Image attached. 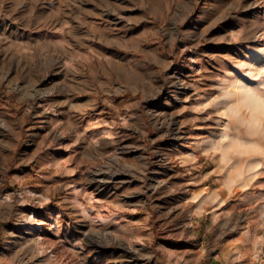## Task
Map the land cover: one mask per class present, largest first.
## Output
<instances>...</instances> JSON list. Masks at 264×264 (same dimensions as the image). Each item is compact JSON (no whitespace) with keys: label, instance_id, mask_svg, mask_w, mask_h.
<instances>
[{"label":"rangeland","instance_id":"obj_1","mask_svg":"<svg viewBox=\"0 0 264 264\" xmlns=\"http://www.w3.org/2000/svg\"><path fill=\"white\" fill-rule=\"evenodd\" d=\"M81 1L0 0V24H16L20 35L0 34V143L12 138L1 119L19 118L12 163L32 166L48 150L60 156L55 174L62 178L44 195L29 182L8 185L0 163V264H204L209 216L220 209L171 210L189 185L223 186L228 211L254 206L264 229V0H198L171 19L148 18L160 27L163 59L123 40L147 20L143 5L134 6L130 27L117 24L110 37L85 29L92 41L80 48L93 58L82 69L107 81L105 99L126 107L114 109L108 139L87 135L77 146L63 131L60 140L43 134L37 121L54 116L56 86L65 85V68L79 50L77 41L44 43L51 33L44 10L73 11ZM103 10L101 21H109ZM84 92L71 90L67 98L79 100ZM34 127L45 144L28 161ZM67 164L90 177L100 174L91 185L114 193L113 202L101 200L97 214L94 202L79 205V195L71 194L78 179L62 177ZM123 191L131 195L120 196Z\"/></svg>","mask_w":264,"mask_h":264},{"label":"crops","instance_id":"obj_2","mask_svg":"<svg viewBox=\"0 0 264 264\" xmlns=\"http://www.w3.org/2000/svg\"><path fill=\"white\" fill-rule=\"evenodd\" d=\"M197 1L108 0L101 3L100 0H91L92 3L86 5L90 7L88 8L82 0L79 7L76 6L73 11L52 5L45 9L44 14L51 28V33L44 43L47 45L59 43L61 47H67L70 41H77L79 50L73 57V62H70L65 68L63 74L65 85L59 84L56 86L57 90H55L52 101V106L56 111H54V116L49 118L45 114L40 115L37 121L38 124L43 123L41 129L44 133L40 131V128L30 129L32 131L30 134L32 142L27 147L28 161L36 159V156L40 153V148L42 149L45 144V135L41 134H46L45 131L57 140H60L61 134L59 132L63 131L70 135V143L75 144V142H78L77 146H79V140L87 135H98L100 140L108 139L107 136L114 134V126L116 125V117L112 115L114 109L125 110L126 105L124 102L114 105L104 98L105 92H107L106 89H109L106 80L99 76L92 79L81 67V64L93 58L90 53L83 52L85 51L84 48H80L81 44L85 45V43H91L92 41L89 34H87L88 32L85 34V29H88L91 34H95L97 37H110L113 28L117 24L130 27L135 20L131 16L132 13H135V10L133 11L134 6L143 5L146 10L141 11L146 12L147 20L139 27L138 31L125 34L123 40L129 44V47L133 46L135 52L147 53L153 57L163 59L167 53L162 49L160 27L149 22L148 18L154 17L158 21L171 19L175 13L191 11ZM105 8H107L109 21H101L100 18V14L105 12L103 10ZM200 20L203 21L204 17H201ZM10 25L11 27H7V24H0V34L10 33L13 39L18 40L20 35L16 24L11 23ZM56 29L58 31L55 32ZM77 34H79V37ZM95 49L99 53H107L106 47L100 43L96 44ZM131 56L128 59L130 61L134 59ZM145 58H148V56H145ZM108 62L117 64L110 60ZM78 89L79 93L85 91L84 95L79 94V100L67 98L71 90ZM1 120L10 124L4 129L6 131L11 130L12 133V138L3 140L0 143V163L5 164L4 170H8L10 175V184L8 183V185L29 182L28 186L31 184V187L42 188L45 195L53 180L60 181L62 179L61 176L55 174L59 169L56 166L61 164L58 161L60 156L52 157V153L47 150L39 158V161L32 166L26 165L27 163L21 165L18 159L12 163L20 144V120L12 116L3 117ZM55 157L57 159L53 165L54 167L52 171H49L48 167L52 165L51 162ZM64 172L65 176L62 177L78 179V183L75 184L71 194L72 197L77 198L79 195V205L89 201L94 202L95 208H92V214H97L99 208L96 207L101 200L108 203L113 202L114 193L110 195V193L105 192L104 188L91 185L96 180H102L100 174H92L90 177L85 171L77 169L74 164L65 165ZM56 186L60 187V185ZM87 187H90L89 190H87ZM204 187L187 186L185 196L183 194L179 195V203L170 205L171 210L175 208L181 210V208L186 209V206L196 207L197 205L200 211L206 213L214 208L220 209L209 216L210 224L206 228L207 241L201 247L202 253L200 255L204 259V264H264V229L257 224L255 218L256 207L247 206L230 212L228 211L227 195L223 186L209 188L205 185ZM130 195L131 192H120V196L124 198ZM23 197H26V199L33 198L26 195ZM79 210H81L80 207ZM190 232L192 238L198 236L196 227L191 229Z\"/></svg>","mask_w":264,"mask_h":264}]
</instances>
